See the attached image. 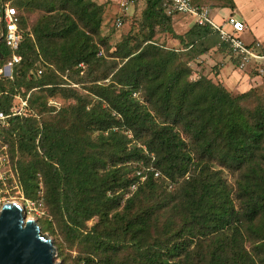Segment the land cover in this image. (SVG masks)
Segmentation results:
<instances>
[{
  "label": "trees",
  "instance_id": "16d2710c",
  "mask_svg": "<svg viewBox=\"0 0 264 264\" xmlns=\"http://www.w3.org/2000/svg\"><path fill=\"white\" fill-rule=\"evenodd\" d=\"M27 1L11 0L21 58L0 77V112L21 87L34 89L35 115L11 116L0 128L15 146L24 196L58 214L69 238L90 252L120 253L126 264H264V94L256 85L233 92L203 68L190 78L192 62L201 64L213 48L237 68L241 57L230 42L209 24L176 33L174 13L161 0H143L145 38H123L107 58L94 38L103 4L42 0L35 5L43 15L28 26L21 11ZM156 27L181 47L152 40ZM0 51L4 64L11 52ZM40 59L47 70L35 78ZM259 68L264 59L252 61L248 75H263ZM56 69L65 79L84 70L79 80L93 101L59 82ZM55 95L76 102L56 110L46 105Z\"/></svg>",
  "mask_w": 264,
  "mask_h": 264
},
{
  "label": "rangeland",
  "instance_id": "374dc122",
  "mask_svg": "<svg viewBox=\"0 0 264 264\" xmlns=\"http://www.w3.org/2000/svg\"><path fill=\"white\" fill-rule=\"evenodd\" d=\"M92 1L95 2L96 4H103L104 6L101 13L102 20L99 26V31L98 34L94 36V38L97 39V43H98L97 45L99 50H102L101 56H105L108 58V55L114 52L116 45L125 37H128L130 39L129 42L131 44L139 43L142 41V39L145 38V35L148 33L149 28L147 25L143 24L142 22L141 14L145 5L143 0H139L137 5L133 4L129 6V9L127 10V14L124 17L125 19L123 18L124 23L119 27L115 25V19L122 14L118 5V0H92ZM196 1L208 5L210 17L214 21L220 22L221 18H223L225 15L230 13L229 10L231 7L229 5L232 3L233 0H229L228 2L227 0L226 1L196 0ZM237 1L238 4L243 3V0H237ZM27 2L28 4L23 6L21 11L26 19V22L28 23V26H31L32 24L36 23L39 18H41L44 12L41 10L40 7H37L35 5V3H40L42 2V0H33ZM225 2H227V4ZM217 4L219 5L218 7L216 6ZM223 4L228 5L227 8L226 6H223ZM243 9L248 10V6L247 5L244 6ZM179 15H181L179 17L185 16L183 14H179ZM239 15L240 14L238 13L237 15L238 18H241ZM182 26H180L178 20L176 19L173 20L172 27L174 32L183 34L187 25L184 24ZM188 26H190V24H188ZM245 31L240 34V37L245 43H249L248 40L245 39L247 37L248 31L246 37H244ZM154 33L155 34L154 36H152V40H154L158 44H161L167 48L181 47L177 39L173 37V34L162 31L160 27H156ZM0 47L2 49H5L6 46L2 42ZM198 60L202 61V63L197 64L195 63L197 61L192 62V67H191L192 74L190 77L191 79L197 78L199 69L203 68L202 70L205 76L211 78L214 82H222L225 87H227L229 90H232L233 92L242 93L243 91L248 89L246 86L242 85L244 83V78H245L244 72L245 74H247L248 68L235 69L233 62L230 60L228 56H221L220 54L213 51L212 53L208 52L200 55ZM218 62L220 64L223 62L225 66L221 68V66L217 64ZM0 63L2 64L1 59H0ZM45 64L46 63H44L42 59H40L37 63L38 68H41L42 71L47 70ZM200 65H202V67ZM214 66H216V69L213 68ZM219 69L221 70V72L219 71ZM232 70L235 73H233ZM83 72L84 70H82L78 75L68 74L66 76L67 79L66 80L61 74V71L56 69V76L58 77L59 82L62 81L66 82L62 84H66L65 86H67L68 88L75 89V91L83 95L82 97H85V100L93 101L91 100L93 99V96L89 94V92L86 89L87 82L85 83L79 80L84 77ZM34 74L36 76L34 75L32 76L38 78L39 77L38 75H40L41 73L38 74L35 71ZM262 74L263 75H259V77H257L255 81L256 86L254 87V89L256 90L258 95L261 92H263L264 94V73ZM33 90L34 89L32 88L31 90L25 92V88L21 87L17 94L20 95L21 97H25V99L28 98L27 100L28 114L35 115L36 111H34L31 105L29 104L30 103L29 100L33 98L32 94L30 95V92H32ZM137 95L138 93L135 94V96ZM59 96L60 98L56 97V95L48 96L46 100L47 102L46 105L56 106V110H58L62 106L74 104L76 102V99L74 98L65 99L61 95ZM33 100L31 101L34 102ZM12 147L15 146L5 141V139H3V136L0 135V207L4 203L18 204L22 209L24 219L27 218L33 219L38 224L40 231L44 233L48 238H50L54 247V261L58 262L59 264H126L127 260L125 261L123 258L121 259L120 253H118L119 255L118 254L116 255V254H112V252L110 251L90 252L83 244L69 238L65 234L64 222L61 220L60 216L56 214V218H55L52 212L42 202L41 199L33 200L30 198H26L24 196L19 186V182L13 168V163L16 160L14 155H16L17 157V154L14 153V155H12V152L10 151ZM223 174L230 184H234L235 181L234 176L229 170L225 169L223 171ZM38 178H39L38 195H42L43 184L41 182L40 175L38 176ZM131 191L132 188L129 189V191L124 195V197L130 195L132 193ZM47 221H51L52 225L50 226L51 223L49 224L47 223ZM96 222H97L96 217L91 218L87 222V226L90 227ZM42 223L45 224L44 227L45 230H42L41 228Z\"/></svg>",
  "mask_w": 264,
  "mask_h": 264
},
{
  "label": "built area",
  "instance_id": "2783aa9c",
  "mask_svg": "<svg viewBox=\"0 0 264 264\" xmlns=\"http://www.w3.org/2000/svg\"><path fill=\"white\" fill-rule=\"evenodd\" d=\"M135 1L139 0H118L119 8L122 12L120 16L115 19V25L121 26L123 17L127 14L129 6L133 5ZM165 6V12L168 15L174 13L188 15L192 17L193 22L199 25L209 24L210 27L218 32L221 39L230 42L233 47L235 56H240L238 69H247L252 61L263 60L264 54L259 52L262 46L259 42H255L254 47L248 46L251 42L245 43L240 34L246 30V24L229 13L221 18L220 22L214 21L208 10V5L200 3L196 0H161ZM18 10L11 0H0V45H4L10 50L11 56L6 63H0V77L11 75L12 67L20 60V55L16 50L21 42L22 35L18 29ZM0 59L3 57L1 53ZM98 55H102V50H98ZM248 70V69H247ZM246 70V71H247ZM260 72L264 69L259 68ZM41 69L37 70L39 74ZM28 113L27 100L24 97L16 94L12 98L11 106L7 113L0 112V128L7 125V119L11 116L25 115Z\"/></svg>",
  "mask_w": 264,
  "mask_h": 264
},
{
  "label": "water",
  "instance_id": "95a60500",
  "mask_svg": "<svg viewBox=\"0 0 264 264\" xmlns=\"http://www.w3.org/2000/svg\"><path fill=\"white\" fill-rule=\"evenodd\" d=\"M0 264H59L50 238L16 203L0 207Z\"/></svg>",
  "mask_w": 264,
  "mask_h": 264
},
{
  "label": "crops",
  "instance_id": "0c3cea01",
  "mask_svg": "<svg viewBox=\"0 0 264 264\" xmlns=\"http://www.w3.org/2000/svg\"><path fill=\"white\" fill-rule=\"evenodd\" d=\"M228 1L229 0H227V2ZM227 2H225V3L227 4ZM246 5L248 6V10L243 9V7ZM216 6L218 7L219 5L217 4ZM223 6H226V8H227L228 5L223 4ZM229 6L231 7L229 12L231 14H233L236 18H238L237 15L239 13L240 14L239 16L241 18H238V19L242 20L247 26L246 31L244 33V37H246L247 31H248V34H247V37L245 39H247L248 42H252L253 40H256V42H259L262 45L261 47H264V0H243V3H239V4H238L237 0H233ZM236 12H238V13H236ZM179 16H181V15H179V14L174 15V17L172 19L178 20L180 26H182L184 24L187 25V27L185 28V30L183 32V33H185L193 25V23H194L193 19H192V17H190L188 15H185L184 17H179ZM188 24H190V26H188ZM213 49L210 50L209 53L210 52L212 53L214 51ZM221 56H223V55H221ZM224 66H225V64H224ZM219 71L221 72V70H219ZM233 73H235V72L233 71ZM244 76H245L244 83L242 85L246 86L247 88H249L253 85L255 86L256 78L259 77V75H256L253 77L249 76L248 72H247V74H245V72H244Z\"/></svg>",
  "mask_w": 264,
  "mask_h": 264
}]
</instances>
